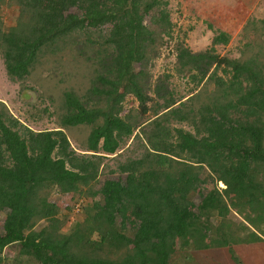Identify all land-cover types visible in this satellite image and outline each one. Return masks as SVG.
I'll return each instance as SVG.
<instances>
[{"label": "trees", "instance_id": "trees-1", "mask_svg": "<svg viewBox=\"0 0 264 264\" xmlns=\"http://www.w3.org/2000/svg\"><path fill=\"white\" fill-rule=\"evenodd\" d=\"M174 32L168 0H0L6 77L53 126L0 100V264L12 245L13 264H165L264 239V28L234 58ZM55 194L78 198L61 215Z\"/></svg>", "mask_w": 264, "mask_h": 264}, {"label": "crops", "instance_id": "crops-1", "mask_svg": "<svg viewBox=\"0 0 264 264\" xmlns=\"http://www.w3.org/2000/svg\"><path fill=\"white\" fill-rule=\"evenodd\" d=\"M177 5V28H185L187 33L192 27L201 28L202 32L197 34H201L202 39L196 37L191 42L186 41L187 48L193 53H200L206 47V51L220 55L234 40L244 38L245 33L246 39L252 41L249 38L254 36V26H264V0H186L185 5ZM241 231L238 239L229 238L220 246L177 248L166 264H264V239H251V233Z\"/></svg>", "mask_w": 264, "mask_h": 264}, {"label": "rangeland", "instance_id": "rangeland-1", "mask_svg": "<svg viewBox=\"0 0 264 264\" xmlns=\"http://www.w3.org/2000/svg\"><path fill=\"white\" fill-rule=\"evenodd\" d=\"M168 1H169L170 10L173 13V21L178 23V19L176 17V15L178 14V11H176L178 9L177 3H182V5H185L186 0H168ZM184 9H186V7ZM184 9H182V13L185 14ZM10 15H12V12ZM195 23H196V21H195ZM6 24L7 25L13 24L12 19L6 18ZM263 28H264V26H254V36H250L251 38H249V40L255 41L259 37V34H261V31ZM179 29H180V31H179ZM184 29L185 28H178V33L174 32L173 38L177 39L179 37L186 45H188V43H186V41L191 42L192 39L195 40L196 37H200V38L202 37L201 34H197V32H199V33L202 32L200 30L201 28L195 29L194 27H192V28H190V31L188 33L186 32V29H185V33L182 34V31ZM245 35H246V33H245ZM245 35H243L244 38L234 40V42L230 44V47L226 48L223 52H220V55H221V53H223V54L227 53L229 55V57H232V58L237 57L238 56V48L241 45V42L248 41L246 39ZM176 39L173 41V43L177 42ZM206 50H207L206 47H204L202 52H205ZM166 58H167L166 53H162V55L154 62V67L152 69H150V73L153 75V79H155V77L158 76L162 72V70L164 69V67L166 65H168L170 63L173 64L172 58H170L168 60ZM173 81H174V85L176 86V89L178 91H180V94H182V95L188 94L187 87L185 86V84L181 80L179 81V80L173 79ZM36 99H37V96L34 93L29 94L25 90L20 91V86L18 85V83L16 84V83L10 82L8 80V78L6 77V74H5L3 64L0 60V100L4 101L6 103L7 107L9 108V110L13 116L18 118L23 124L31 127L33 130L43 129V127H46V128L53 127L50 123H46V122H43V123L40 122L38 124H35L36 122L34 121L33 118H31V115L29 113L32 110H31V107L27 104L29 101H32L30 103L34 104L33 101H35ZM38 105L39 104H37L35 106H38ZM136 106H137V104L135 102H133L131 99L128 101V106H127L128 109L134 108ZM127 108H126V110H127ZM185 129H189V127H185ZM106 161L107 160H105L104 162H106ZM90 190L94 191L92 188ZM76 198H78V196L76 194H73V195L72 194L71 195L55 194L52 197L51 201L57 205L58 210L62 215V214L69 212L68 208L71 207V205L73 204V201ZM1 223H2V215L0 213V227H1ZM239 232L240 231H238V233ZM236 237L237 238L240 237V234H237ZM224 241L228 242L229 237L225 236ZM16 249H17V246L12 245V246L7 247L6 250L4 252H2L3 261H4L3 264H13L14 256L16 254V252H15Z\"/></svg>", "mask_w": 264, "mask_h": 264}, {"label": "clouds", "instance_id": "clouds-1", "mask_svg": "<svg viewBox=\"0 0 264 264\" xmlns=\"http://www.w3.org/2000/svg\"><path fill=\"white\" fill-rule=\"evenodd\" d=\"M219 187H220V188H224V186H223L222 184H219Z\"/></svg>", "mask_w": 264, "mask_h": 264}, {"label": "built area", "instance_id": "built-area-1", "mask_svg": "<svg viewBox=\"0 0 264 264\" xmlns=\"http://www.w3.org/2000/svg\"><path fill=\"white\" fill-rule=\"evenodd\" d=\"M78 207V206H77Z\"/></svg>", "mask_w": 264, "mask_h": 264}]
</instances>
